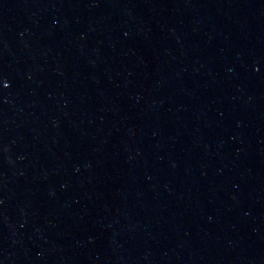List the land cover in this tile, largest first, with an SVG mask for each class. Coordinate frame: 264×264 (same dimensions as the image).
Wrapping results in <instances>:
<instances>
[{
	"label": "water",
	"instance_id": "water-1",
	"mask_svg": "<svg viewBox=\"0 0 264 264\" xmlns=\"http://www.w3.org/2000/svg\"><path fill=\"white\" fill-rule=\"evenodd\" d=\"M0 264H264V0H0Z\"/></svg>",
	"mask_w": 264,
	"mask_h": 264
}]
</instances>
